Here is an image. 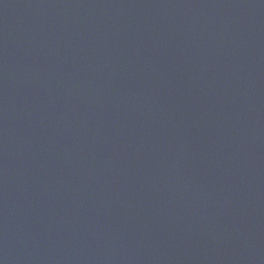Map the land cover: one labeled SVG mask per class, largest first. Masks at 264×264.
Returning a JSON list of instances; mask_svg holds the SVG:
<instances>
[{"label":"water","instance_id":"95a60500","mask_svg":"<svg viewBox=\"0 0 264 264\" xmlns=\"http://www.w3.org/2000/svg\"><path fill=\"white\" fill-rule=\"evenodd\" d=\"M0 264H264V0H0Z\"/></svg>","mask_w":264,"mask_h":264}]
</instances>
